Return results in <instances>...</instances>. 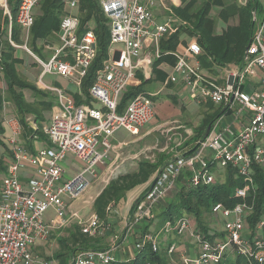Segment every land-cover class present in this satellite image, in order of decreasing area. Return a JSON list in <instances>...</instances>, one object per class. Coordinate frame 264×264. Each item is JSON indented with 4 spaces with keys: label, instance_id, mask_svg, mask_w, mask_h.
Masks as SVG:
<instances>
[{
    "label": "built area",
    "instance_id": "1",
    "mask_svg": "<svg viewBox=\"0 0 264 264\" xmlns=\"http://www.w3.org/2000/svg\"><path fill=\"white\" fill-rule=\"evenodd\" d=\"M39 1H19L14 19L24 33V43L19 45L10 39L12 13L8 0H0V12L7 19L8 41L13 47L23 48L34 56L41 70L38 82L44 90L54 92L56 99V109L50 122L42 127L46 144L37 150L30 151L19 141L22 129L16 116L4 119L9 148L0 186V264H56L39 259L32 250V245L47 239L50 229L56 226L55 222L45 223L43 213L52 207L59 219L67 218L64 198L72 200L81 196L98 176L99 168L108 167L109 153L114 147L110 141L113 133L124 129L137 135L141 127L154 118V103L146 93L140 92L132 97L121 113L117 111V104L120 95L132 84L137 71L149 68L145 75L150 76L153 61L161 56L159 39L177 29L171 15L163 21L157 20L154 0H98L109 24V58L98 71L89 89V98L92 102H99L101 107L77 105L62 87L44 84L42 78L51 74L70 77L80 85L95 57L96 39L92 29L78 36V0H64L67 12L60 22L58 47L48 59L33 55L26 40L33 23L32 10ZM159 1L164 11L180 3L179 0H170V5H164V0ZM252 33L241 65L227 69L225 83H218L203 74L197 58L201 50L195 40L190 41L182 53L170 52L175 61L165 84L180 82L187 86L196 101L215 103L222 106L223 111L212 122L208 134L196 142L192 154L179 156L154 173L152 184L130 213L125 232L121 235L115 233L113 243L128 237L134 224L154 219V208L175 187L177 177L184 170H189L188 182L196 187L213 184L216 167L227 169L231 166L236 169L243 184L234 191L240 201L231 207L221 202L211 207L213 216L223 227L221 234L206 238L196 231L191 218L183 215L173 221L165 220L158 234L146 232L137 248L149 242L152 250L157 251L159 234L175 233L176 236L187 235L198 247L195 255L187 256L178 251L176 242L171 243L167 252L178 254L175 264H219L226 253L241 256L242 264H264V213L254 227L247 224V216L253 210L248 198L256 188L252 166L264 167V19L256 22ZM115 54H118L117 58ZM257 69L262 73L260 80L255 88L246 90L244 85ZM233 106L236 108L234 119L247 111L248 123L237 131H233L230 125L220 130L218 127L223 113ZM26 120L32 128H36L30 117ZM226 132L230 134L226 135ZM69 155L84 162V165L78 172L65 177L63 161ZM26 164L31 167V176L23 184L19 172ZM109 168L116 169L117 165ZM111 209L112 205H109L107 210ZM70 215L85 234L94 236L107 228V224L99 220L94 212L86 217L77 211H72ZM116 245L75 253L67 264H112L116 261L112 254Z\"/></svg>",
    "mask_w": 264,
    "mask_h": 264
},
{
    "label": "trees",
    "instance_id": "2",
    "mask_svg": "<svg viewBox=\"0 0 264 264\" xmlns=\"http://www.w3.org/2000/svg\"><path fill=\"white\" fill-rule=\"evenodd\" d=\"M20 0H8L10 12L12 13V31L10 39L15 42L21 39L22 28L19 27L14 19L17 14V6ZM39 8V13H36L33 18V23L28 33L27 46L35 55L39 54L40 47H50L57 43V34L60 29V22L66 14L64 8V0H40L36 5ZM171 16L177 24V29L174 32L167 33L161 36L158 41L159 51L161 56L153 61V74L152 81L165 82L166 73L159 66L162 62L173 64L175 57L170 54L177 49L181 38L187 36L192 38L198 43L201 52L197 55L199 65L201 67L212 70L213 66H225L227 63L241 64L245 47L250 43L253 29L256 23V15L262 11V4L259 0H180L177 6H170ZM213 9L217 11V17L225 23V27L216 32V21L211 16ZM78 17L79 29L78 36L84 34L87 30L92 29L93 35L96 39L95 57L91 61L85 75L80 80L79 91L72 94L75 103L82 105L84 102H89V89L94 84L95 77L106 60L109 58V24L108 19L100 9L98 0H78ZM255 17V18H254ZM235 18V24L229 23V19ZM7 19L0 17V73L5 86V90H0V111L3 109V104L9 100L12 101L16 114L19 117L21 127L23 129L22 136L29 139L30 136L36 135L38 138L46 139L43 133V110H48L52 107L54 101H39L35 104H29L22 94L23 88L30 89L35 97H42L47 94L40 88L36 87L33 83L29 82L17 69L16 65L22 62V58L14 55L16 50L8 41V33L6 27ZM5 37V40L2 38ZM21 45V44H19ZM42 58V57H41ZM36 64V63H35ZM150 80H145L136 86H130L120 95L117 104V111L123 112L127 102L140 92H143L144 85ZM151 82V81H150ZM169 84V83H168ZM211 105V104H209ZM220 111H216L214 115H207L203 119V124L200 126L201 130L212 125L214 119L218 117ZM26 114H32L36 128H32L26 120ZM199 132V133H200ZM4 130L0 118V144L4 146L1 138L3 137ZM203 137V136H202ZM195 146L190 149L186 155L192 154ZM5 155L0 154V173H4L6 166V154L8 149L5 150ZM165 154L159 153L158 158L151 160L142 156L136 162L135 168L128 171V173L120 174L113 179L109 180L106 186L99 192L92 203V210L97 214L99 220L107 223L108 217L111 215L110 210H107L109 205L117 206L122 204L125 194L128 190L142 185L156 173L158 169H162L160 164L163 162ZM253 178L255 180L256 188L248 198V202L252 203V212L247 216V224L254 227L255 223L260 219L264 213V167L262 165L253 164ZM190 172L187 171V177ZM224 180H216L210 185L193 186L190 182L182 184L177 190L163 203L162 207L155 210L160 202L154 208L153 213L155 217L144 224L139 240L146 232L158 234L149 231L151 222L156 218L171 220L186 215L191 217L192 223L196 231L200 232L206 238H212L221 234L220 229L216 230L219 226V221L213 216L211 207L217 202L231 207L238 201L234 191L238 186L243 184V180L237 175V171L233 167L225 170ZM147 189L136 199L130 206L131 213L143 196ZM212 215L215 222L206 224L205 218L207 215ZM143 221V222H144ZM163 224V223H162ZM61 235L55 238L58 248L54 251L50 258L54 259L56 264H67L73 254L84 252L86 250H101L105 249L101 244L102 230L91 236L85 234L80 230L78 224L71 223L70 226L64 228ZM216 230V231H215ZM51 235V234H50ZM49 235V236H50ZM174 235V234H168ZM165 240V239H164ZM167 241V240H166ZM166 242L167 247L159 242V249L153 251L151 244L147 242L143 247L138 249L133 258L129 260H118L112 264H171V260L175 257L176 252L168 253V246L173 242ZM137 243V244H138ZM177 255V254H176ZM241 256L235 253H226L225 257L219 264H242Z\"/></svg>",
    "mask_w": 264,
    "mask_h": 264
},
{
    "label": "crops",
    "instance_id": "3",
    "mask_svg": "<svg viewBox=\"0 0 264 264\" xmlns=\"http://www.w3.org/2000/svg\"><path fill=\"white\" fill-rule=\"evenodd\" d=\"M260 3L262 4V11L260 12V19H257L256 17V22H261L264 18H263V10H264V0H259ZM163 10H159L158 8H154V13H155V17L157 18L158 21H163L169 14L170 12L165 11L162 12ZM78 15V13H77ZM256 24V23H255ZM170 33V32H169ZM182 42H180V44L178 45L177 49L175 51H178L180 53H182L185 49V47L188 45V43L190 41H192L193 39L187 36H183L181 38ZM59 42L53 44L51 46V48L55 49L56 47H58ZM148 44V43H147ZM146 44V45H147ZM145 47V46H144ZM25 50L23 48H16L14 55L17 57H22L23 54H27L30 57H33L30 53L28 52H24ZM33 54V53H32ZM35 55V54H33ZM36 56V55H35ZM44 59V58H43ZM35 61V60H33ZM36 62H34L35 64ZM37 64V63H36ZM153 65V64H152ZM151 65V72H150V76L147 77L145 75V72L149 69H147L146 71H142L139 70L136 72V76L135 78L132 80V84L130 86H136L139 85L142 80H150L149 82H147L144 87H143V91L148 94L149 96H151L153 103H154V110H155V116L154 118L147 124H145L144 126H146L142 131L141 129L144 127H141L140 131L137 135L131 134L129 133L127 130L126 132H128L129 136H127L126 138H123V135H121V137L114 135V132L111 139V143L113 144V150L112 152L109 153V159L107 160L108 163V167L112 166L113 164L117 165L116 169H119L123 166H125V162L127 163V160L129 158L131 159H137L136 162L138 161V159L142 156L147 157V155L144 153L145 151L147 153H151L154 157L150 158L151 160H155L158 158L159 153L165 154L164 158H163V162L160 164V167H162L165 163L170 162L171 160L179 157V156H183L187 154V152L192 149L193 146H195L196 142L200 140V138L204 135L206 128L201 130L200 132V126L203 124V119L205 116L207 115H214V113L216 111H220V113H222L223 111V107L220 105H217L215 103H211V102H198L196 101L192 95L189 93V90L187 88V86H185L184 84H181L180 82H169V84H165V82H160V81H152L154 78V74H153V66ZM241 64H235V63H227V65L225 66H218L215 65L213 66L212 70H207L203 67H201V71L203 72V74L205 76H207L210 79H214L216 80L218 83H225L227 78H226V72L227 69H232V68H236L238 66H240ZM39 70L40 67L37 64L36 65ZM166 73V77L168 75V73L171 70L172 64L166 63V62H162L159 65ZM16 69L22 74L25 73L26 70L22 64V62L16 65ZM41 70L38 72V76L40 74ZM261 71L260 69H257L256 72L251 76V78H249L248 82L244 85V88L246 90H251L253 88H255V85L257 84V82L260 80L261 78ZM38 76L37 78L32 82L36 87L40 88L41 90H43L44 92H47V94L45 96H40V97H35L33 92L28 89V88H23L22 89V94L24 96V99L30 104H35V102L37 100L39 101H48V100H53L54 103L52 105V107L48 110H43L42 111V115H43V119L44 118V113L48 112L49 117L47 118V122H45L43 120L42 122V126L49 124L50 119L53 115V111L56 109V99H55V94L54 92H50L47 90H44L42 88V86L40 85V83L38 82ZM26 77V76H25ZM47 78L44 80V78ZM165 77V78H166ZM26 79L28 80L29 78L26 77ZM165 80V79H164ZM31 82V81H29ZM42 82L44 84L47 85H55V86H59L62 87L66 92H68L71 96L72 94L76 93L79 91V86L77 83L74 82V80L70 77H60L57 75H45L42 78ZM128 86V87H130ZM148 87V89L146 88ZM0 90L4 91L5 90V86L2 80V76L0 73ZM98 102H92L91 100L89 102H84L82 104L84 105H90L92 107H101L100 103L96 104ZM190 104H195L197 106H203L204 110H203V115L201 116V119L197 122H192L191 118L189 117V115H192L189 111H187L186 107L189 106ZM211 104V105H209ZM236 106V105H234ZM233 106V108H234ZM232 109H229L227 112H224L223 117L220 119V124L219 127L220 130H223L225 126H229L231 127V129L233 131H237L239 130L243 125L247 124V119H246V114L247 111H244L242 115L239 116V118L236 120L234 119V115L235 112ZM236 109V108H235ZM210 111L212 113H210ZM9 116H16L18 119V115L16 114V111L14 109V106L12 104V101L8 99V101H6L3 104V109L0 111V118H1V124L3 126V130H4V136L8 135V131L5 129L3 122L4 119L9 117ZM26 118L30 117L33 120V115L32 114H26L25 116ZM227 117V118H226ZM217 118V117H216ZM225 119V120H223ZM34 122V120H33ZM22 129V127H21ZM124 130V129H123ZM118 131V130H117ZM125 131V130H124ZM162 132H168V136H169V145L166 146H158L155 149L154 146V140H156L155 138L159 135H161ZM200 132V133H199ZM23 134V129L21 132V135L19 137V141L21 142V144H25L30 151H34L39 149V147L44 146L45 140L38 138L36 135H32L29 137V139H25V137L22 136ZM226 135H229L230 133L226 132ZM3 137L1 138V140L3 139ZM1 154L5 155V148H2ZM189 155V154H188ZM206 155H209L208 153H206ZM139 156V157H138ZM126 160V161H125ZM103 167H100V169H102ZM106 168V167H105ZM217 168V167H216ZM216 168L214 170H216ZM80 169V167H78V169L73 170V171H69L66 172L65 177H69L70 175H73L74 173L78 172ZM220 170H225L226 169H222L219 168ZM120 170V169H119ZM31 167L28 166L27 164L25 165V167L23 168V170H21L20 173V180L23 184H26L27 180L30 178L31 176ZM187 171H189L188 169L184 170L176 179L175 183V187L172 188L171 191H169L165 197H163V199L160 201V206L158 205V207L155 208V210L158 211V208L162 207L163 203L166 202V200H168V198H170V196L177 190V188H179L182 184H186L187 183ZM218 177H221L222 175L220 173H218ZM154 174L150 177L149 180H147L146 182H144L142 185L136 186V188H132L129 191V193L125 194L124 200L122 202V204H119L117 206H114V208H112L110 210V216L108 217L107 220V228H106V232L104 235H101L102 239H101V244L103 245V247H110L112 245H115V243H117L116 248L112 251V254L115 258H117L118 260H129L131 258H133V256L136 253V247H137V241L140 238V235L142 232V230L144 229V224L149 223V221H144V222H140L138 224H134L133 226L130 227V232L128 237L124 238V239H118L115 241V243H113V237H114V233L115 232H120V230H124L126 229V227L128 226V220H129V216H130V206L132 205V202L134 201V198L138 195L140 190L145 191L152 183ZM224 177H221V179L219 181H223ZM217 177H215L216 181ZM140 187L142 189H140ZM103 189V188H102ZM101 189V190H102ZM99 190V192L101 191ZM99 192H94L91 188H88L81 196H79L76 199H72V200H68L67 198H64V200L67 202V206L65 208V215H67V218L65 219H59L56 216V221H54L53 219H45V217L43 216V220L45 223L50 224V223H56V226L53 225V227L50 229L51 233L54 231H65L64 228L68 227L71 225V223H75V219L70 218L71 217V212L72 211H77L78 213L82 212V210L85 209V207H89L90 205H92L95 197L99 194ZM143 193V192H142ZM92 207V206H91ZM93 210H91L89 212L92 213ZM70 218V219H69ZM159 223V218H156L155 220H153V222H151L152 225H154V227H156V232L159 230L160 226L157 227ZM122 227V228H121ZM219 227L216 229L218 231ZM108 230V231H107ZM215 230V231H216ZM101 234H103V232H101ZM118 234V233H117ZM121 235V234H120ZM174 239V242H176L178 244L177 249L178 251L183 252L185 255L187 256H193L198 252V247L196 246V244H194V241L192 242V240H190V237H188L187 235L184 236H174L171 237V240ZM40 242H36L34 245H32V250L34 251V253H36V248L38 247V243Z\"/></svg>",
    "mask_w": 264,
    "mask_h": 264
},
{
    "label": "rangeland",
    "instance_id": "4",
    "mask_svg": "<svg viewBox=\"0 0 264 264\" xmlns=\"http://www.w3.org/2000/svg\"><path fill=\"white\" fill-rule=\"evenodd\" d=\"M180 1V0H179ZM159 3L160 1L159 0H154V7L153 8H158V11L160 10H163L162 7L159 6ZM164 5H170L171 4V1L170 0H164L163 1ZM217 11L216 9H213L212 12H211V16L214 18V20L216 21V32H220L224 27H225V23L220 20L218 17H217ZM162 12H165L164 10ZM36 13H39V8L37 6H35L32 10V17L34 18L35 14ZM156 13V12H155ZM260 12L257 13L256 17L257 19H260ZM0 17L2 19L3 17V14L0 12ZM79 18V17H78ZM229 23L231 24H235L237 22V20L235 18H231L229 19ZM23 37H24V33L22 32L21 33V39L19 41H17V43L19 44H22L24 43L23 41ZM3 40H5V37L2 38ZM54 51L53 48L50 47H40L39 49V52H40V56L44 59H48L49 57H51V54L52 52ZM26 52V51H24ZM22 64L26 70L25 73H22L23 76H26L28 77V81H31V83L37 78L38 76V72L40 71L39 68L36 66L37 64H34L35 61H33V57H30L28 56L27 54H23L22 55ZM47 79L46 77L44 78V80ZM148 89V87H146ZM97 102V101H96ZM96 104H99L96 103ZM187 111H189L192 115H189V117L191 118V121L192 122H197L201 119V116L203 115V106H197L195 104H190L189 106L186 107ZM234 111H236L235 108H233ZM210 113H212L210 111ZM44 118H45V122H47V118L49 117V114L48 112H45L44 113ZM227 118V117H226ZM225 120V119H223ZM146 126H144L141 131L145 128ZM141 131H140V134H141ZM129 133L124 131L123 129H119L118 131H116L114 133V135H117L119 137H121V135H123V138H126ZM168 132H162L161 135L157 136L154 140V146H155V149L158 147V146H166V145H169V136L167 135ZM112 141V140H110ZM113 142V141H112ZM2 143L4 144V146L2 144H0V154H1V151H2V148L4 147L5 150L9 148V144L7 143V137L4 136L3 139H2ZM7 153V152H5ZM147 157H154L151 153H147L146 151L144 152ZM7 155V154H6ZM139 157V156H138ZM136 160L137 159H131L129 158L127 160V163L125 162V166L119 168V169H111V168H105L103 167L102 169L99 170V173H98V176L96 178H94L92 181H91V186L89 188H91L95 193L96 192H99V190H101L102 188H104L107 184V182L111 179H113V177H116L120 174H124V173H128V171H131L133 170V168H135L136 166ZM126 161V160H125ZM63 165L65 167V171L69 173V171H73V170H76L78 169V167H82L84 165V162L82 161H79L77 159H74L73 157H71L70 155L67 156V158L63 161ZM214 173H215V176L217 177L216 180H220L221 177L224 176V170H220L219 168H216V170H214ZM218 173H220L222 176L221 177H218ZM4 178V174L3 173H0V186H1V183H2V180ZM155 178V177H153ZM152 183V182H151ZM136 188V187H135ZM134 188V189H135ZM140 189H142L140 187ZM144 190V189H143ZM143 190H140L138 195L134 198V201L136 199H138V197L142 194V192H144ZM129 193V191H128ZM127 193V194H128ZM133 201V202H134ZM132 202V203H133ZM92 210V207L90 205V208L88 207H85L84 210H82V212L78 213L79 215H81L82 217H86L88 216L89 212ZM112 211V210H111ZM45 219H53L54 221H56V216L54 215V210L52 207H49L45 212H44V215ZM192 217V216H191ZM190 217V218H191ZM162 218H159V223L157 225V227L161 226L163 221ZM218 221V219L216 220V222ZM205 222L206 224H210L212 222H215L213 216L210 214V215H207L206 218H205ZM219 229L223 228L222 225L219 223ZM122 228V227H121ZM156 227H154V225H150L149 226V231L151 232H155L156 231ZM126 229L124 230H120V232H115L116 234L118 233L119 234H123L125 232ZM105 232V230H102V232ZM108 231V230H107ZM64 231H53L51 233V235L45 239V240H42L41 243H38V247L36 248V254L38 256L39 259L41 260H48V261H54V259L50 258L51 254L57 250L58 248V245H57V242L55 240V238L57 237V235H61ZM114 233V234H115ZM171 237H174V235H168L166 233H160L159 236H158V241H160L162 244H163V247H167V244L166 242H170L169 241V238ZM165 239V240H164ZM167 240V241H166ZM191 240V238H190ZM172 243H174V239H172ZM193 242V241H192ZM195 244V242H194ZM106 248H109V247H106ZM177 254V253H176ZM175 254V257L173 258V260H171V264H175L177 261H178V254L176 255Z\"/></svg>",
    "mask_w": 264,
    "mask_h": 264
},
{
    "label": "water",
    "instance_id": "5",
    "mask_svg": "<svg viewBox=\"0 0 264 264\" xmlns=\"http://www.w3.org/2000/svg\"><path fill=\"white\" fill-rule=\"evenodd\" d=\"M114 57L117 58L118 54H115ZM209 130H210V125H208V127L206 128V131H205L203 136H206L208 134Z\"/></svg>",
    "mask_w": 264,
    "mask_h": 264
}]
</instances>
